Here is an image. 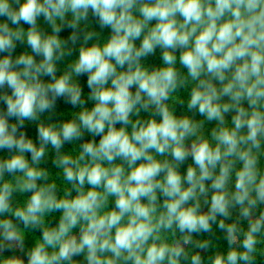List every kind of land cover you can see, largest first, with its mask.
<instances>
[{"label": "clouds", "instance_id": "1", "mask_svg": "<svg viewBox=\"0 0 264 264\" xmlns=\"http://www.w3.org/2000/svg\"><path fill=\"white\" fill-rule=\"evenodd\" d=\"M0 54V264H264V0H0Z\"/></svg>", "mask_w": 264, "mask_h": 264}, {"label": "trees", "instance_id": "2", "mask_svg": "<svg viewBox=\"0 0 264 264\" xmlns=\"http://www.w3.org/2000/svg\"><path fill=\"white\" fill-rule=\"evenodd\" d=\"M42 19H43V18H42ZM39 21H40V20H39ZM90 22H91L92 27H93L94 30H96V31H101V32H102V37H103L104 39H106V38L108 37V35L110 34V30H108V29H104V30L99 29V27H98V25L96 24L95 20H93V19L91 18V16H90ZM22 26L25 28V30H27V27H28L27 25H22ZM40 26H41L42 28H44L45 30H47V31H51V29L49 28V26H48L45 22H44V24H41ZM70 33H71V29H66V30L63 31L60 35H61L62 38L66 39V38L70 35ZM25 45H26V43L21 44V43L17 42L16 50H17L18 52L22 53V52L24 51V47H25ZM77 47H78V46H77ZM19 50H20V51H19ZM77 54H78V53H74L73 58H74L75 55H77ZM67 62H68L67 59H66L65 61H63V62H60V63L58 64V68L62 71L63 68L66 66ZM146 63H148L150 66H151V65H157V64L161 63V61H160V51H159V49L157 50V53H156V55H155L154 57H149V58L146 60ZM58 74H59V72H58ZM79 79H80L81 84H82V85H85V87H84V91H85V93H87V92H88V89H87V87H86V77H81V78H79ZM0 107H3V106L0 105ZM69 107H70V106L65 105V104L63 103L62 100L58 101V104H57V113L65 112V115H66V114H67L66 110H67ZM184 110L186 111V106H185V109H184ZM180 112H181V109L178 107V108H177V114H180ZM189 115H191V113H189ZM59 118H60L59 115H57L56 117H54V119H59ZM212 126H213V125L209 124V125H207V128L210 129ZM25 130L27 131L28 135H29L31 138H33V139L35 140V138H36V126H35L34 124L28 123V124L26 125ZM67 147H69V146H66V148H67ZM190 162H191V161L189 160V161L186 162V163H190ZM46 166L49 167L53 172H55V169H53V168L51 167V161H49L48 164H47ZM181 171H182V172L186 171V164H185L184 166L181 167ZM57 215H58V214H57ZM217 232H218V230H217ZM218 235H220V236L222 237V233H219V232H218ZM28 241H31V242H32V240L29 239V240L26 241V246H29V247H30L31 245H29ZM220 243H221V245L223 246V249L226 250V248H227L226 241H223V240L221 239V240H220ZM4 255H5V254H4ZM77 259H81V258H77Z\"/></svg>", "mask_w": 264, "mask_h": 264}, {"label": "rangeland", "instance_id": "3", "mask_svg": "<svg viewBox=\"0 0 264 264\" xmlns=\"http://www.w3.org/2000/svg\"><path fill=\"white\" fill-rule=\"evenodd\" d=\"M39 24L41 25V24H44V20L42 19V18H40V21H39ZM26 50H28V51H30V49H28V47H27V45H25V47H24V51H26ZM20 51V50H19ZM20 54V52H18L16 49H15V52H14V57L16 56V55H19ZM0 55H3V54H0ZM28 243H29V245H31L32 244V242L31 241H28ZM5 255H12L13 253H11V252H6V253H4ZM17 255H22V254H20V253H16Z\"/></svg>", "mask_w": 264, "mask_h": 264}]
</instances>
